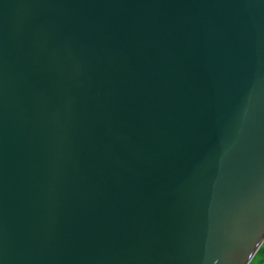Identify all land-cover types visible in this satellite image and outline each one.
Returning a JSON list of instances; mask_svg holds the SVG:
<instances>
[{"label":"water","instance_id":"1","mask_svg":"<svg viewBox=\"0 0 264 264\" xmlns=\"http://www.w3.org/2000/svg\"><path fill=\"white\" fill-rule=\"evenodd\" d=\"M263 243L264 0H0V264Z\"/></svg>","mask_w":264,"mask_h":264},{"label":"trees","instance_id":"2","mask_svg":"<svg viewBox=\"0 0 264 264\" xmlns=\"http://www.w3.org/2000/svg\"><path fill=\"white\" fill-rule=\"evenodd\" d=\"M250 264H264V243Z\"/></svg>","mask_w":264,"mask_h":264}]
</instances>
